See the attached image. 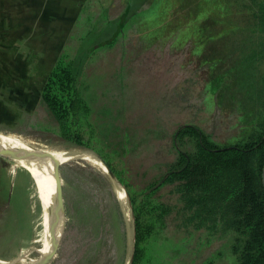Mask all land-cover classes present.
<instances>
[{
    "label": "rangeland",
    "instance_id": "1",
    "mask_svg": "<svg viewBox=\"0 0 264 264\" xmlns=\"http://www.w3.org/2000/svg\"><path fill=\"white\" fill-rule=\"evenodd\" d=\"M72 1L73 22L59 27L57 35L52 34L56 36L30 37L34 27L23 28L24 32L8 28V36L0 35V136L19 133L73 147L56 135L38 101L61 53L68 63L71 58L82 65L80 79L89 91L96 90L92 102L96 108L116 102L129 108L127 117L156 130L158 137L149 146L139 144L126 159L124 177L135 195L163 168L159 164L173 157L172 135L179 125L194 124L224 145L255 135L264 122V0ZM126 7L130 15L122 21ZM116 27L122 30L114 43H103ZM109 89L114 94L101 95ZM252 163L254 184L264 185L256 160ZM59 165L46 172L48 178L59 166L55 176L66 221L48 264H91L95 258L101 264H126L127 221L108 180L104 178L109 187L82 161ZM241 178L237 171H222L197 189L202 196L196 205L200 215H189L191 209L169 186L154 195L175 205L167 234L173 243L170 264H236L232 246L238 232L232 219ZM49 187L52 195V182ZM50 202L49 216L54 220L45 237L49 216L31 176L0 156V215H5L0 219V264L34 263L52 237L59 236L57 203Z\"/></svg>",
    "mask_w": 264,
    "mask_h": 264
},
{
    "label": "trees",
    "instance_id": "2",
    "mask_svg": "<svg viewBox=\"0 0 264 264\" xmlns=\"http://www.w3.org/2000/svg\"><path fill=\"white\" fill-rule=\"evenodd\" d=\"M123 11L122 21L130 15V8ZM121 30V27H116L111 38L103 43L112 45ZM67 61L66 55L61 53L39 91L38 101L52 119L56 135L75 146L93 151L125 187L134 218L130 264L171 262L173 243L167 234L175 205L156 200L155 194L169 186L170 191L178 194L179 200L191 209L189 215H200L196 205L202 196L197 189L205 186L212 176L231 170L242 177L232 219V226L238 232L232 246L236 264H264V185H255L251 172L254 160L260 173L264 167V122L255 135L224 145L213 141L194 124L179 125L172 135L173 157L159 164L163 168L159 167L157 175L135 195L124 177L126 159L139 144L149 146L150 140L158 137L156 130L143 121L140 123L127 117L129 108H123L116 102H103L96 108L92 104L96 90L89 91V86H83L80 79L82 65L71 58L69 63ZM109 94H114V91H101L102 96ZM115 163L121 167L117 169ZM99 176L109 187L106 179ZM113 201L124 227L119 203L115 198ZM94 262L91 264H101L97 258Z\"/></svg>",
    "mask_w": 264,
    "mask_h": 264
},
{
    "label": "bare ground",
    "instance_id": "3",
    "mask_svg": "<svg viewBox=\"0 0 264 264\" xmlns=\"http://www.w3.org/2000/svg\"><path fill=\"white\" fill-rule=\"evenodd\" d=\"M0 146L11 147L13 149L25 148L33 153H36L41 158H43L47 165H45L41 160H29L17 155L6 156L11 161H13L14 166L26 169L31 176L35 187L37 189L38 197L41 199L42 206L44 208L45 216H49L50 212V201L51 194L49 192V185L52 182V176L49 175L47 178V172L51 166L66 164L69 162L82 161L89 165L94 171L100 174L103 178H106L115 193L122 203V211L124 212V217L127 221V229L129 236V247L128 256L126 259V264H130L132 255V241L134 237V226H133V215L131 207L129 205V200L125 193L123 186L117 181L116 178L112 177L111 174L107 172L105 165L101 162L99 157L91 150L72 145L73 147H62L47 144L45 142L33 139L28 136H24L19 133H13L8 135L0 136ZM46 173V174H45ZM55 199V193H53ZM56 201V199H55ZM57 203V202H56ZM52 213V212H51ZM51 216V214H50ZM48 220V219H47ZM50 223H48V229ZM6 263V262H4ZM3 263V264H4Z\"/></svg>",
    "mask_w": 264,
    "mask_h": 264
},
{
    "label": "crops",
    "instance_id": "4",
    "mask_svg": "<svg viewBox=\"0 0 264 264\" xmlns=\"http://www.w3.org/2000/svg\"><path fill=\"white\" fill-rule=\"evenodd\" d=\"M71 1L72 0H0V35L4 34L8 36L9 32L6 30L8 28L23 29L28 27L36 28L34 35L32 33L29 34L30 37H38V35L47 36L55 32L57 35L59 27L65 28L68 25L71 26L70 22H73L74 18L70 16V14L72 15L73 13L71 4L74 1H72V3ZM124 6H127V3ZM49 28L50 30L48 31L47 29ZM24 31L23 29L22 32ZM52 196L53 194L50 198H52L51 200L55 203L56 201ZM39 200L41 203V199ZM54 211L55 209L53 212ZM4 216L5 215H0V219H4ZM53 220L54 216H49L44 232L45 237L52 231ZM48 223H50L49 229ZM1 228L3 231L7 230L6 226L3 224H1ZM46 244L48 245L47 240Z\"/></svg>",
    "mask_w": 264,
    "mask_h": 264
},
{
    "label": "water",
    "instance_id": "5",
    "mask_svg": "<svg viewBox=\"0 0 264 264\" xmlns=\"http://www.w3.org/2000/svg\"><path fill=\"white\" fill-rule=\"evenodd\" d=\"M8 155H17V156H20V157H23V158H26V159H29V160H34V161L41 160L45 165H47L46 161L43 158H41L36 153H33V152H31V151H29V150H27L25 148L13 149L11 147L0 146V156H8ZM99 159L105 165V167L107 169V172L109 174H111L112 177L116 178L115 175L113 174V172L108 168L106 163L100 157H99ZM59 166H56L53 169H51V172H52V183H53V187H54L55 199H56V202H57V208H56L57 220H56L55 230H56V228L59 227L60 228V233H59L58 237H56L55 235L52 237V241H51L50 245L47 247V249L44 252V254H42L40 257H38V260L36 262L31 263V264H48L52 260L53 256L55 255V252L58 249V245H59L60 240L62 238V235L64 233L65 221H66L65 207H64V201H63V196H62V193H61V189H60L59 183L57 181V178L55 176V169L57 167H59ZM262 177H263V183H264V167L262 169ZM123 188L125 189L124 186H123ZM125 193L127 195L126 190H125ZM127 199L129 200L128 195H127ZM128 202H129V205L131 207L130 200ZM130 209L132 211V208H130ZM132 215H133V213H132ZM133 226H134V218H133ZM133 244H134V237H133ZM132 254H133V248H132ZM131 259H132V255H131ZM5 262H7V263H4V264H18L15 260H13V261H5ZM130 262H131V260H130Z\"/></svg>",
    "mask_w": 264,
    "mask_h": 264
}]
</instances>
